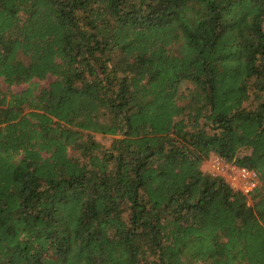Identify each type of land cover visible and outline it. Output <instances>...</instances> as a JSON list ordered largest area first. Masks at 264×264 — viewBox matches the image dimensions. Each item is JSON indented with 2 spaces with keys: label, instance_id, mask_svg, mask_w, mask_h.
<instances>
[{
  "label": "trees",
  "instance_id": "obj_1",
  "mask_svg": "<svg viewBox=\"0 0 264 264\" xmlns=\"http://www.w3.org/2000/svg\"><path fill=\"white\" fill-rule=\"evenodd\" d=\"M0 264H264V0H0Z\"/></svg>",
  "mask_w": 264,
  "mask_h": 264
},
{
  "label": "built area",
  "instance_id": "obj_2",
  "mask_svg": "<svg viewBox=\"0 0 264 264\" xmlns=\"http://www.w3.org/2000/svg\"><path fill=\"white\" fill-rule=\"evenodd\" d=\"M203 165L208 173L223 178L231 188L247 196L260 183L258 173L253 169L225 161L217 155L211 154Z\"/></svg>",
  "mask_w": 264,
  "mask_h": 264
},
{
  "label": "rangeland",
  "instance_id": "obj_3",
  "mask_svg": "<svg viewBox=\"0 0 264 264\" xmlns=\"http://www.w3.org/2000/svg\"><path fill=\"white\" fill-rule=\"evenodd\" d=\"M41 83H42V84H46L47 81H43V82H41ZM25 87H26L25 85L14 86V87H12V89L15 90V91H19V90H21V89H24ZM103 142L106 143V144H108V143H109V137H108L107 139H103ZM203 168H204V165H203Z\"/></svg>",
  "mask_w": 264,
  "mask_h": 264
}]
</instances>
